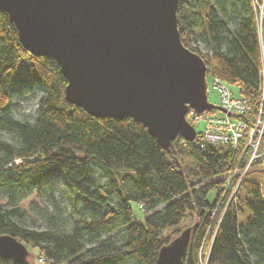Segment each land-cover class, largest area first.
I'll use <instances>...</instances> for the list:
<instances>
[{
  "label": "trees",
  "instance_id": "obj_1",
  "mask_svg": "<svg viewBox=\"0 0 264 264\" xmlns=\"http://www.w3.org/2000/svg\"><path fill=\"white\" fill-rule=\"evenodd\" d=\"M176 4L182 44L203 58L207 76L239 87L248 110L235 117L250 124L264 67V20L258 31L251 0ZM22 59L24 70L17 65ZM64 84L56 61L25 50L0 12V234L36 249L43 258L36 264H157L158 249L187 221L183 264H264L259 159L235 193L237 177L227 182L245 165L244 137L235 148L177 137L166 152L132 117L91 116L68 102ZM21 99L32 110L17 117ZM33 194L63 212L66 225L22 222L18 202ZM131 201L142 219H135ZM0 264L31 263L0 257Z\"/></svg>",
  "mask_w": 264,
  "mask_h": 264
},
{
  "label": "water",
  "instance_id": "obj_2",
  "mask_svg": "<svg viewBox=\"0 0 264 264\" xmlns=\"http://www.w3.org/2000/svg\"><path fill=\"white\" fill-rule=\"evenodd\" d=\"M177 0H0L18 41L32 55L53 58L64 95L91 116L132 117L166 152L196 132L186 119L223 107L207 100V67L185 47L176 26ZM186 226L158 249L157 264H183ZM27 248L0 234V257L26 261Z\"/></svg>",
  "mask_w": 264,
  "mask_h": 264
},
{
  "label": "built area",
  "instance_id": "obj_3",
  "mask_svg": "<svg viewBox=\"0 0 264 264\" xmlns=\"http://www.w3.org/2000/svg\"><path fill=\"white\" fill-rule=\"evenodd\" d=\"M253 8H255V1L251 0ZM263 3L261 7H263ZM261 20V15H260ZM258 22V17H257ZM261 23L258 22V31L260 30ZM207 76V75H206ZM205 76V78H206ZM261 88L259 90V100L257 104V112L250 124L235 116H228L226 114L216 115L209 110H203L201 113H197L192 108L188 109L186 113L187 121L193 125L196 132L195 138L198 135V141L200 146L202 142H220L228 143L231 147L235 148L239 144V140L244 137L245 149H248L247 157H245V165L241 167H235L231 172V176H234L238 169L244 171L251 165L253 160L259 159L261 170L264 172V67L261 74ZM211 78L212 88L215 89L219 95V105L231 114H240L247 111V105L244 98L236 97L231 94L230 89L226 87L223 80L215 76H209ZM208 87V84H207ZM208 90V89H207ZM195 123H202V128L196 131ZM198 133V134H197ZM194 138V139H195ZM243 155V156H242ZM241 157L245 155L242 154ZM242 159V158H240ZM239 159V160H240ZM235 176L234 178H236ZM238 178L237 181L238 182ZM262 190L264 191V182L262 184ZM43 261V258L40 257Z\"/></svg>",
  "mask_w": 264,
  "mask_h": 264
},
{
  "label": "rangeland",
  "instance_id": "obj_4",
  "mask_svg": "<svg viewBox=\"0 0 264 264\" xmlns=\"http://www.w3.org/2000/svg\"><path fill=\"white\" fill-rule=\"evenodd\" d=\"M255 1V8L257 11V17H258V22L261 23L262 20H264V6L259 8L261 6V4L263 3L264 5V0H253ZM259 6V7H258ZM260 15H261V20H260ZM27 64V59L26 60H20L17 65L20 69L24 70L26 68ZM206 80H207V100H209L210 102H213L215 104H218L220 99H219V95L217 93V91L215 89L212 88L211 85V78L209 76H206ZM224 84L226 85L227 88L230 89L231 94H233L234 96L238 97L239 96V87L235 86V85H229L226 82H224ZM219 105V104H218ZM32 102L28 100H24L21 99L20 101V105L18 106V110L15 111L16 116H28L29 113L32 110ZM211 113L216 114L218 116L226 114L228 115L226 112H221L219 110L213 109L212 111L210 110ZM228 116H235L234 114H230ZM195 128L196 131L201 130L202 128V123H195ZM250 167V166H249ZM248 167V168H249ZM247 168V169H248ZM247 171V170H246ZM243 172V170L238 169L235 173L234 176H231V173L229 175V177L227 178V182L230 181L231 178H234L235 176H237V178L240 180V178H242L245 174V172ZM237 187V182L235 183L231 193H235V188ZM214 194V191H210L208 193L209 199H212ZM58 195H56V199L58 200ZM19 205H21L22 207V218L21 221L24 222L27 226L30 227H40V228H44L45 226L49 225L51 222L52 223H57V222H61L63 223V225H66L65 220H64V214L63 212H60L59 210H56V208L49 203L48 201H46L45 199H39L36 194L30 195L24 199H22V201L18 202ZM62 202L59 201V208H62ZM131 205V209L134 213V217L135 219H142L143 215H144V211L142 209H140L138 203H136L135 201H131L130 202ZM53 216V218H52ZM51 219V221H50ZM240 220H243V218L241 217ZM187 221H184L181 223V230L184 229L187 226ZM25 247L27 248V254H26V259L31 263V264H36V263H41L42 260L40 258V255L38 254L37 250L32 249L30 247H28L27 245H25Z\"/></svg>",
  "mask_w": 264,
  "mask_h": 264
}]
</instances>
